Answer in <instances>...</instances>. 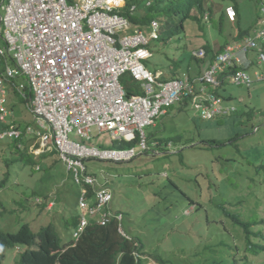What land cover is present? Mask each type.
<instances>
[{"label": "rangeland", "instance_id": "374dc122", "mask_svg": "<svg viewBox=\"0 0 264 264\" xmlns=\"http://www.w3.org/2000/svg\"><path fill=\"white\" fill-rule=\"evenodd\" d=\"M2 3L0 0V14ZM236 3L237 14L231 6L233 0L217 1L213 20L200 27L195 19H188L182 40L175 36L170 41H152L151 57L145 60L147 68L169 75L180 58L183 66L197 67L193 54L202 45L213 49L240 31L252 30L261 16L260 0ZM0 46L6 53L1 35ZM255 72L264 74V65L248 71L253 78L249 88L225 81L220 89L222 96L232 99L229 103L237 107V114L218 121L202 120L190 98L168 107L155 125L144 129L149 141L168 140L171 148H164L157 157L141 155L129 162L90 163L99 183L113 191L112 207L124 216L123 230L142 241L144 253L152 260L206 264L216 256L213 249L221 240L233 250L239 246L240 257L247 252L245 232L224 209L240 213L245 220L252 221L256 215L258 220L264 218V80L256 81ZM120 82L125 88L139 87L130 74ZM9 102L15 104V120L35 123L21 97L10 93ZM248 111L252 115L246 114ZM100 137L108 139L103 134ZM32 143L31 138L28 142L26 139L20 147L24 159H19L20 152L13 151L12 140H0V229L16 231L23 222L30 221L32 229L38 231L51 220L59 238L69 241L72 220L79 212L78 189L55 152L37 160L40 153ZM37 166L40 169L36 170ZM35 198L43 204L49 202L39 207ZM190 200L201 207L195 209ZM5 255L3 264H18L20 254L16 248L7 249ZM249 260L264 264V250L258 255L249 253Z\"/></svg>", "mask_w": 264, "mask_h": 264}, {"label": "built area", "instance_id": "2783aa9c", "mask_svg": "<svg viewBox=\"0 0 264 264\" xmlns=\"http://www.w3.org/2000/svg\"><path fill=\"white\" fill-rule=\"evenodd\" d=\"M124 5L125 0H3L1 4L0 35L6 53L0 46V122L9 124L7 118L13 115L9 96L15 93L35 123L24 128L9 124L0 130V139L24 134L33 140V147L53 150L65 164L72 183L81 188L80 220L73 238L91 219L102 225L115 219L123 233V215L111 208L113 191L99 183L90 162H126L142 154H160V143L150 145L144 129L188 97L203 120L234 113L237 107L218 89L225 81L251 86L249 69L264 65V3L257 27L218 53L206 70L172 79H163L145 65L151 57L150 43L159 39V21L139 27L121 14ZM204 54V49L196 53ZM125 74L139 82L141 93L127 92L120 82ZM254 75L264 79L263 73ZM102 134L108 139L103 140ZM114 140L137 144L105 145Z\"/></svg>", "mask_w": 264, "mask_h": 264}, {"label": "trees", "instance_id": "16d2710c", "mask_svg": "<svg viewBox=\"0 0 264 264\" xmlns=\"http://www.w3.org/2000/svg\"><path fill=\"white\" fill-rule=\"evenodd\" d=\"M217 1L224 0H125V5L120 12L122 15L127 16L133 24L138 25L139 27H147L151 20H158L160 23V35L159 39L154 41L165 42L167 40H172L175 36H179L182 40L185 34V22L190 18L195 19L200 27L203 23H206L203 20V15L207 11L209 13V22L213 20L212 15L214 9L218 7H214V3ZM147 2L150 4L147 5ZM233 2L234 4H231V6L237 14L238 7L236 0H233ZM263 3L264 0H260V4L262 5ZM133 5L136 7L134 11L131 10V6ZM222 6L223 5H221V7ZM247 32L248 31L238 32L235 37L233 36L232 40L241 38ZM226 43L227 42L220 43V46L222 47ZM202 48L205 52L202 57L197 56L193 52V56L197 59L198 64L201 65L208 59L214 57L213 54H217L219 52L216 50V47L211 49L207 44L202 45ZM178 56L181 57L180 55ZM182 62L183 61L180 58L173 63V65L171 64V72L169 71L170 74L166 79L182 77L183 73L188 72V69L192 66H183ZM126 90L129 94L135 93L132 92V89L130 88H126ZM188 99H190V97L186 98L182 101V103H186ZM14 106L15 104H10L9 108L13 110ZM235 114H237V112ZM246 114L252 115L251 111L246 112ZM7 119L9 124L15 125L18 128H24L28 125L15 120L14 114L9 116ZM217 119L218 117H214L209 120L215 121ZM9 124L0 122V130L8 127ZM22 124H24V127H22ZM26 139L28 142L29 139L26 138L24 134L17 139H10L14 144L13 151L16 153L20 152V145H24ZM154 141L160 142L161 144L171 143L168 140L166 141L164 139L157 138H154ZM154 141L150 140V145H152ZM136 144L137 141L125 142L114 140L112 145L107 147L131 148ZM101 146L105 147L104 145ZM164 148L168 147L164 146ZM158 149H160V147H158ZM19 154V159H24L23 156L25 154L21 152ZM40 154L39 157H44V154L46 153L42 152ZM47 154L53 153L52 151H49ZM151 155L157 157V154L155 153H152ZM27 157L28 159L26 161L29 162V160H31V155H28ZM38 169H40V167L37 166L36 170ZM0 184L3 185V182ZM75 186L78 189L79 195L81 188L80 186ZM21 203L22 202L20 201V206H22ZM190 203L196 205L195 209H198L202 205L194 203L193 200H190ZM0 204L2 203L0 202ZM38 205L39 207H45L47 204L42 203ZM224 213H226V215H228V217H230L236 225L241 226L245 232V249L247 252L253 255H258L264 250V243L261 242V240L264 241V218L258 220L256 215L254 219L250 221L242 219L240 213L235 214L227 211L226 209H224ZM1 214L2 211L0 210V215ZM79 220L80 217L76 215V217L72 220V230L78 227ZM52 223L53 222L50 220L49 224L42 225L38 231H34L32 229L33 227L31 226L30 221L23 222L16 231L5 232L0 229V264H3L6 259V250L15 248L19 249L18 251L20 254L18 264H174L171 260L169 261L163 258H157V261L152 260L150 256L144 253L143 244L140 239L134 236H130L128 239L119 233L118 225L115 220H112L105 226L98 225L95 221L90 220V223L82 229L78 238H73L71 236V240L65 242L59 238L58 232ZM238 249L239 246H234L233 250L229 243L221 240L214 246L213 249V253H215L216 256H211L210 260L206 261V264H253L249 260V253L246 252L242 257H240ZM222 251L224 252L222 253ZM137 255L139 256L138 258L136 257Z\"/></svg>", "mask_w": 264, "mask_h": 264}, {"label": "crops", "instance_id": "0c3cea01", "mask_svg": "<svg viewBox=\"0 0 264 264\" xmlns=\"http://www.w3.org/2000/svg\"><path fill=\"white\" fill-rule=\"evenodd\" d=\"M257 27V23H256V25H255V27H253V29L254 28H256ZM252 29V30H253ZM251 32V30L250 31H248L247 33H245L241 38H239V39H242L245 35H247V34H249ZM236 36V35H235ZM234 36V37H235ZM239 39H237V40H230L229 42H227L225 45H223L222 47L220 46V45H218V46H216V50L217 51H219V53L220 52H223L224 50H225V48L228 46V45H230V44H232V43H234L235 41H238ZM220 47H221V49H220ZM214 55V57H212L211 59H208L207 61H205L204 62V64H199V66H197V67H190L189 69H188V72H187V74L190 76V77H192V76H197V75H199V74H201L204 70H206L207 68H208V66L215 60V58H216V55L217 54H213ZM260 65H262V64H258L257 66H260ZM193 72V75L191 74ZM158 73H161V77L162 78H168V73L167 72H158ZM255 78V77H254ZM264 80V79H263ZM256 81H260V80H256ZM128 88H130V89H132V92H136V91H140V93H141V88L140 87H138L137 89L135 88V87H128ZM249 88V87H248ZM232 100V99H231ZM230 100V101H231ZM10 103V102H9ZM11 104V103H10ZM29 111V110H28ZM30 112V111H29ZM31 113V112H30ZM14 114V113H13ZM114 141H108V143L107 144H105L106 146H111L112 145V143H113ZM37 148V147H36ZM35 151H37V152H39V153H42V150H39L38 148L37 149H35ZM48 151V150H47ZM47 151H43V152H45L46 154H44V157H47V156H49V154H47ZM49 151H52V153H54V151L53 150H49ZM30 152H32V151H30ZM54 155H56V153L54 154ZM40 156H41V154H40ZM37 160H39L41 157H35ZM90 166V165H89ZM39 167V166H38Z\"/></svg>", "mask_w": 264, "mask_h": 264}, {"label": "clouds", "instance_id": "9594fccd", "mask_svg": "<svg viewBox=\"0 0 264 264\" xmlns=\"http://www.w3.org/2000/svg\"><path fill=\"white\" fill-rule=\"evenodd\" d=\"M260 6H261V4H260ZM260 6H259V8H260ZM260 12V11H259ZM205 14H207V19H204V16H205ZM203 20L205 21V22H208L209 21V13L206 11L205 13H204V15H203ZM239 40H241V39H239ZM201 49H203V48H201ZM219 53V52H218ZM217 53V54H218ZM251 69V68H250ZM249 69V70H250ZM252 77V76H251ZM253 79V78H252ZM256 80V79H255ZM263 80V79H262ZM244 86V85H243ZM250 87V86H249ZM248 88V87H247ZM220 89L221 88H219L218 89V91H219V93H220ZM221 94V93H220ZM224 97V96H223ZM226 98V100H231V98L230 97H225ZM23 101V100H22ZM9 105H10V103H9ZM25 108H26V106H25ZM28 110V109H27ZM237 112V110L234 112V113H232V114H230V115H234L235 113ZM230 115H228V116H230ZM220 117H226V116H219L218 118H220ZM203 120V119H202ZM160 143V142H159ZM167 144V143H166ZM166 144H161L160 143V145H158L157 146V148L158 147H160V149H158V150H164V145H166ZM171 144V143H170ZM172 147V144L170 145V147L169 148H171ZM47 152H49V151H47ZM161 153V152H160ZM129 162V161H128ZM91 163V162H90ZM89 163V164H90ZM79 195H80V193H79ZM79 195H78V199H79ZM35 200H38L39 201V198H35ZM34 200V201H35ZM113 201V200H112ZM40 203L39 204H42V203H44V201L42 200V201H39ZM48 202L49 201H47L46 202V204H48ZM90 203H92L91 202V200L89 201ZM53 203H55V202H53ZM77 203H78V201H77ZM38 204V203H37ZM47 206V205H46ZM77 207L79 208V205L77 204ZM111 208H112V210H114V211H118L117 209H113V207H112V203H111ZM118 212H120V213H122L121 211H118ZM79 217H80V210H79V212H78V214H77ZM123 215V214H122ZM123 218H124V216H123ZM123 218H122V220H121V228H122V221H123ZM92 220V219H91ZM112 220H115V219H111L107 224H109ZM93 221H95V220H93ZM116 221V223H117V225H118V231H119V233L122 235V236H124V237H126V238H130V235H128L127 233H125V231L123 230V228H122V230H123V233H125V235L123 234V233H121L120 232V230H119V223H118V221L117 220H115ZM96 222V221H95ZM98 225H101V226H105V225H107V224H105V225H102V224H99V223H97ZM76 228H74L73 230H72V232H71V236L73 237V231L75 230ZM17 250H19L18 248H16ZM137 258L139 257L138 255L136 256Z\"/></svg>", "mask_w": 264, "mask_h": 264}]
</instances>
